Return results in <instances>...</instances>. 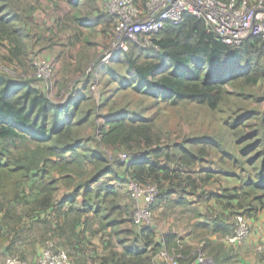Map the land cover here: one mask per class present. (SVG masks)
I'll return each mask as SVG.
<instances>
[{
	"label": "trees",
	"instance_id": "16d2710c",
	"mask_svg": "<svg viewBox=\"0 0 264 264\" xmlns=\"http://www.w3.org/2000/svg\"><path fill=\"white\" fill-rule=\"evenodd\" d=\"M137 1L145 4L147 0ZM16 21L17 16L0 9V41L7 42L15 59L22 55L27 37ZM109 22L114 25L115 19L109 17ZM129 43L128 52H120L125 89L171 107L190 103L215 110L228 98L227 86L250 87L264 81V41L248 37L239 46L226 45L207 31L202 19L188 14L179 24L166 23L151 38L150 46ZM74 101L56 103L42 81L14 80L0 73V248L4 247L7 257L25 260L21 245L26 235L40 226L37 242L42 248L51 243L73 264H83L80 258L86 262L85 253L97 236L109 251L101 258L102 264H151L162 245L168 253L181 255L179 264H195L197 252L182 245L176 234L164 235L161 245L153 226L133 224L132 206L123 203L117 186L125 183L127 192L130 181L158 187L152 213L160 200L170 195L179 194L177 202L189 206L192 203L187 197H195L197 203L211 193L207 199L217 206L216 214L210 224L200 222L192 228L194 236L203 242L202 253L208 256L219 248H211L210 235L226 239L233 233L232 219L241 215L239 211L250 218L264 208V158L258 179L213 193L206 190V182L214 173L201 175L195 170L206 162L208 149L214 148L208 140H201L197 146L194 142L162 145L150 119L130 117L120 110L108 118L97 135L104 148L119 150L132 160L126 165L115 155L117 160L111 162L76 136V125L87 119L75 123L79 108ZM256 147L251 145L242 154ZM259 157L255 156L250 166ZM107 177L117 185L103 180ZM130 223L131 228L120 229ZM118 235H125L136 248L128 247L126 238H120L117 243L122 251L114 252L110 237Z\"/></svg>",
	"mask_w": 264,
	"mask_h": 264
},
{
	"label": "rangeland",
	"instance_id": "374dc122",
	"mask_svg": "<svg viewBox=\"0 0 264 264\" xmlns=\"http://www.w3.org/2000/svg\"><path fill=\"white\" fill-rule=\"evenodd\" d=\"M0 6L4 13L17 16L14 23L27 36L23 41L24 51L16 59L10 56L7 42L0 41V73L14 80L42 81L35 74L34 61L44 58L52 62L54 76L50 82L42 81L44 90L59 104L75 100L74 104L79 108L75 123L84 117L87 120L76 125L74 132L88 147L101 152L111 162L117 160L113 156L123 154L119 150L104 148L97 131L115 112L124 110L131 114L130 117L150 119L161 136L162 145L194 142L197 146L201 140L212 143L214 148L208 149L206 162L195 168L201 175L207 171L214 173L206 182L210 192L230 191L244 182L258 179L264 158V81L250 87L227 86L229 96L215 110L190 103L171 107L125 89V67L120 52L106 62L102 61L116 42L114 25L110 24L109 17L104 16L103 7L95 17L91 12L94 7L91 0H74L73 4L71 0H2ZM99 18L102 22L107 21L101 27L97 26ZM130 47L128 43L126 52ZM7 57L11 60L5 59ZM251 145L258 147L247 151L246 156L242 154ZM257 155L260 156L258 161L250 166ZM232 160L236 163L233 164ZM111 178L103 180L117 185ZM117 186L123 201L132 206L125 183ZM197 204L202 211L204 200L199 199ZM162 212L161 209L152 213L151 226L158 233H162L169 222L164 220ZM239 213L248 221L246 214ZM131 225H121L120 229L123 231ZM174 226L184 228L182 223ZM120 238H126L124 242L129 240L125 235ZM199 238L187 244H191L189 247L197 254L203 243ZM201 254L208 259L206 253Z\"/></svg>",
	"mask_w": 264,
	"mask_h": 264
},
{
	"label": "built area",
	"instance_id": "2783aa9c",
	"mask_svg": "<svg viewBox=\"0 0 264 264\" xmlns=\"http://www.w3.org/2000/svg\"><path fill=\"white\" fill-rule=\"evenodd\" d=\"M103 13L115 19L113 49L102 61L106 62L117 52H126L129 42L141 47L150 46L151 38L157 35L166 23L179 24L186 14L202 19L207 31L213 32L221 42L239 46L248 37L264 41V0H101ZM155 49L157 47L154 46ZM37 78L50 82L54 65L44 58L33 63ZM135 158V157H134ZM118 159L126 165L130 158L120 154ZM132 200V220L137 227L151 226V206L156 201L158 187L155 184L142 186L134 181L127 184ZM250 235L248 221L240 214L234 217L233 233L225 239L228 246H239ZM196 256L195 264H209L204 255ZM159 256L165 264H179L181 255L161 250ZM0 264H73L64 251H56L47 243L34 262L18 257H7Z\"/></svg>",
	"mask_w": 264,
	"mask_h": 264
},
{
	"label": "crops",
	"instance_id": "0c3cea01",
	"mask_svg": "<svg viewBox=\"0 0 264 264\" xmlns=\"http://www.w3.org/2000/svg\"><path fill=\"white\" fill-rule=\"evenodd\" d=\"M71 2L73 4L74 0H71ZM91 2H93L94 4V7L91 8V12L95 14V17H97L96 14L102 9V2L101 0H92ZM50 7H52L53 10V5H51ZM58 13L59 11H56V14ZM97 23L98 27H101L103 25L98 20ZM112 179L113 178H111V180ZM109 184L111 183L109 182ZM206 190L208 191L210 190V188L207 187ZM210 194L208 192L206 195L200 198L204 200L202 211L198 207V204L195 203V197H187V200L192 203V205L189 206L177 202L179 194H173L165 197V199H161L157 204L156 211L162 209V215H165L164 220H168L169 222L165 224V229L162 233H158L159 231H156V240L162 245V237L164 235L176 234L178 240H181L184 246L190 248L189 245L191 244H189L188 246L187 244L190 242L192 243L195 240L194 238H198L194 236V233L192 231L193 226L196 223L200 222L210 224V220L213 217L212 215H215L217 212V206L215 205V203L207 199V196H210ZM185 201L186 200H184L183 202ZM123 203H125V201ZM172 208H178L179 210L173 211ZM248 222L250 225L251 233L248 240L244 242L242 246L230 248L227 244H225V237H222L219 234L210 235L209 241L211 242V248L215 250L214 248L217 245L219 246V248L216 249V253L214 255H207L209 264L214 261H217L218 264H264V208L258 210L254 214V216L248 218ZM180 223L184 225V228L174 226ZM40 234L41 227L35 226L32 231L26 235L28 237L25 238V244L21 245L20 251L22 252L25 260L29 262H34L41 252L42 245L37 242ZM110 239L113 251L120 253L122 250L117 243V241L120 240V236H112L110 237ZM128 243H126L128 247L136 248L135 245H131V243ZM162 248V250H165L163 245ZM85 254L86 257L84 258L86 262L83 260V258L79 257L82 260L83 264H102L101 258L107 256L109 254V251L108 249H106V245L103 239L97 236L95 238H92V246L90 247V250ZM7 256L8 254L4 251V247L0 248V262L3 259L7 258ZM151 264H164V260L159 256V254H156L155 256H153ZM190 264L194 263L191 262Z\"/></svg>",
	"mask_w": 264,
	"mask_h": 264
}]
</instances>
